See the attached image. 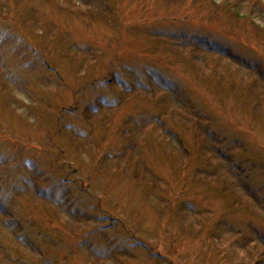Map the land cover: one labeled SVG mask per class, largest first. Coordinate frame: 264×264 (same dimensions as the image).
Instances as JSON below:
<instances>
[{"label":"rangeland","instance_id":"rangeland-1","mask_svg":"<svg viewBox=\"0 0 264 264\" xmlns=\"http://www.w3.org/2000/svg\"><path fill=\"white\" fill-rule=\"evenodd\" d=\"M0 264H264V0H0Z\"/></svg>","mask_w":264,"mask_h":264}]
</instances>
